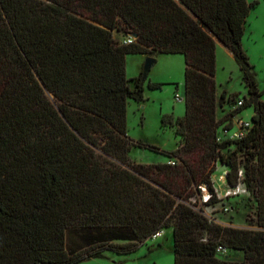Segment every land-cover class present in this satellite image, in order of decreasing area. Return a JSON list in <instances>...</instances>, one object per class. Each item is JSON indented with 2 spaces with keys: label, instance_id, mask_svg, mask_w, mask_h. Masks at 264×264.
<instances>
[{
  "label": "trees",
  "instance_id": "obj_1",
  "mask_svg": "<svg viewBox=\"0 0 264 264\" xmlns=\"http://www.w3.org/2000/svg\"><path fill=\"white\" fill-rule=\"evenodd\" d=\"M258 5L0 0V264H81L106 251L130 254L170 228L175 264H264V101L242 44ZM115 33L138 37L123 44ZM216 41L242 73L248 95L241 100L227 91L217 97ZM173 54L185 57L186 114L162 118L179 138L177 149L166 151L128 135L129 101H144L147 80L142 73L128 79L126 58ZM162 86L148 83L150 90ZM231 101L234 110L218 117ZM250 107L246 136L218 142ZM134 148L168 162L135 163ZM218 164L227 167L230 187L242 183L254 195L256 229L222 226L195 209L191 199L201 185L212 194L207 206L220 202L211 180Z\"/></svg>",
  "mask_w": 264,
  "mask_h": 264
},
{
  "label": "rangeland",
  "instance_id": "obj_2",
  "mask_svg": "<svg viewBox=\"0 0 264 264\" xmlns=\"http://www.w3.org/2000/svg\"><path fill=\"white\" fill-rule=\"evenodd\" d=\"M253 1L255 0H249V2ZM258 1V7L252 10L248 17L242 44L255 68L259 90L263 93L262 100L264 101V0ZM114 38L115 40H120L116 33ZM141 56H127L128 79L134 78L141 69L140 67H144L141 66ZM216 58V82L220 90H227L230 92V96L237 94V99L239 100L243 96H247L242 73L233 54L226 47H222V49H218ZM185 70L186 62L184 56L159 55L156 58V63L148 76L146 86L149 81L160 83L163 86L159 90H150L147 86L142 105H138L136 102L128 104V135L131 139L155 145L166 151H175L177 149L179 138L175 134V129L163 127L162 118L168 114L176 117H183L186 114L185 101L178 102L175 100L177 93L183 94ZM131 87H133V84H131ZM229 106L223 112L220 111L218 117L223 118L234 110L233 101L229 103ZM253 114L254 108L250 107L232 120L233 122L251 120ZM234 149L235 147L230 150L233 151ZM129 156L132 161L139 164L166 162V158L163 155L139 148H134ZM239 159L242 164L245 162L242 155L239 156ZM216 170H221V166L217 167ZM214 177L216 178L218 190L216 198L220 202L215 205V209H208L201 203L202 198L199 196V191L197 196L191 199L192 203L197 204L195 209L202 211L208 219L222 226L256 229L257 203L254 195L248 192L247 194L242 193L243 195L238 196L239 198L234 196L232 199H226L225 192L228 189V183H221L219 174ZM74 233L73 235L69 234V249L73 248L72 244L76 241ZM167 233L158 240H148L130 254H117L106 251L104 252L105 258L91 259L81 264H175L171 235L168 233L169 236H167ZM228 254L231 260H244L243 253L229 252Z\"/></svg>",
  "mask_w": 264,
  "mask_h": 264
},
{
  "label": "built area",
  "instance_id": "obj_3",
  "mask_svg": "<svg viewBox=\"0 0 264 264\" xmlns=\"http://www.w3.org/2000/svg\"><path fill=\"white\" fill-rule=\"evenodd\" d=\"M135 39L136 38L134 37V35H130L129 37L124 39L122 41V43L123 44H132L135 41ZM175 100L178 101V102L184 101V99L181 98L179 93H177L175 95ZM242 104H243V102L240 101L238 103V107L242 106ZM233 124L234 125H233L232 128L221 130V132H220V134L218 135V138H217L218 142H223V141H227V140H230V141L242 140L246 136L248 131L252 128V125H253L251 120L237 121V122H234ZM169 163L172 164V165L175 164L174 161H171ZM216 174H219L220 182L226 184L227 183V179H226L227 171L222 172L221 170H216V173L212 176V179H211L212 180V186H213L214 192H215V194L217 196L218 195L217 194L218 190H217L216 178L214 177V176H216ZM239 175H240V177L243 176V171L242 170H240ZM227 186H228V189L225 192V198L234 197V196H241V195H243L242 193H244V194L248 193L246 187L242 183H240L238 186H236L234 188L230 187L229 185H227ZM199 190H200V195L199 196L202 198L201 199V201H202L201 203L204 206H206L208 209H215L214 208L215 206H213V205L207 206L210 203L211 197H212V194L209 191L208 187L206 185H201V186H199ZM164 235H165V230L163 229V230H160L157 233H155L152 236V238L149 239V240H158L159 238L164 237ZM218 251L221 254H226V252H227V250L225 248H223V247H220L218 249Z\"/></svg>",
  "mask_w": 264,
  "mask_h": 264
},
{
  "label": "crops",
  "instance_id": "obj_4",
  "mask_svg": "<svg viewBox=\"0 0 264 264\" xmlns=\"http://www.w3.org/2000/svg\"><path fill=\"white\" fill-rule=\"evenodd\" d=\"M118 36H119V38H120V41H123L124 39H122L121 38V36L119 35V33H116ZM222 47H224L219 41H216V56L218 55V49H222ZM173 55H181V54H173ZM181 56H183V55H181ZM142 58H140V60H141V66H144V62H145V60H146V58H147V56H145V55H142L141 56ZM158 58V57H157ZM127 59V58H126ZM141 69L138 71V73H137V75H135L134 76V78H132V79H135V78H137V77H139L140 76V74L142 73V68L143 67H140ZM149 82H152V81H149ZM152 83H154V82H152ZM148 86V85H147ZM147 86H146V83H145V86H144V88H145V91H144V94H145V92H146V89H147ZM217 87H218V85H217ZM178 89H179V86H178ZM184 91H185V85H184V87H183V94L181 95L180 93V96H181V98H183L184 99V101H185V97H184ZM223 91H227V90H220V88L218 87L217 88V97H218V99H219V97H220V95H221V93L223 92ZM227 93H228V95H230V92H228L227 91ZM133 100H130L129 101V105H130V103H134L135 101H133ZM144 103V101L143 102H141V103H137L138 105H142ZM254 115V114H253ZM165 116V115H164ZM168 116H172L173 118H174V120H176V119H178V118H183V117H176V116H174V115H172V114H168ZM178 138V137H177ZM179 143V142H178ZM166 162H168V159H166ZM157 163H159V162H157ZM150 164V163H149ZM172 228H170V229H165V233H169L170 235H171V242H172V248H173V233H172ZM167 233V236H169V234Z\"/></svg>",
  "mask_w": 264,
  "mask_h": 264
},
{
  "label": "water",
  "instance_id": "obj_5",
  "mask_svg": "<svg viewBox=\"0 0 264 264\" xmlns=\"http://www.w3.org/2000/svg\"><path fill=\"white\" fill-rule=\"evenodd\" d=\"M134 37L137 38L138 35H134ZM155 63H156V58H154V57H147L146 58V61H145L144 67H143V71H142L144 81L148 79V76L152 70V67L155 65ZM42 86H44L43 83H42ZM47 94L52 99V95L48 91H47ZM226 170H227V167H225V166L221 168L222 172H224Z\"/></svg>",
  "mask_w": 264,
  "mask_h": 264
}]
</instances>
